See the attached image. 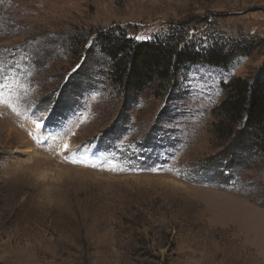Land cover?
<instances>
[{"label": "rangeland", "instance_id": "rangeland-1", "mask_svg": "<svg viewBox=\"0 0 264 264\" xmlns=\"http://www.w3.org/2000/svg\"><path fill=\"white\" fill-rule=\"evenodd\" d=\"M114 30L230 62L127 99L95 40ZM263 75L264 0H0V264H264V154L224 158L245 120L220 113Z\"/></svg>", "mask_w": 264, "mask_h": 264}, {"label": "trees", "instance_id": "trees-1", "mask_svg": "<svg viewBox=\"0 0 264 264\" xmlns=\"http://www.w3.org/2000/svg\"><path fill=\"white\" fill-rule=\"evenodd\" d=\"M96 38L101 51L109 56L107 75L110 73L114 86L127 99H136L157 79L169 80L181 66L188 63L193 64L201 59L209 64L224 66L230 62V50L218 43L204 51L179 47L176 37L135 42L116 30L98 34ZM94 45L95 41L91 47ZM252 45H239L237 50L243 52L248 48L244 52L248 55L253 51ZM83 63L65 84V87H70L65 96L75 92L76 85L82 83L81 80L74 82V78L82 71ZM227 91L220 113H224L233 124L240 119L245 122L237 131L229 130L225 133L224 136L230 138L231 142L225 148L227 151L223 150L224 158L233 161L241 148L264 154V75L258 76L253 84L237 79L227 86ZM241 137H245L242 145Z\"/></svg>", "mask_w": 264, "mask_h": 264}, {"label": "bare ground", "instance_id": "bare-ground-1", "mask_svg": "<svg viewBox=\"0 0 264 264\" xmlns=\"http://www.w3.org/2000/svg\"><path fill=\"white\" fill-rule=\"evenodd\" d=\"M46 135H47V134H46ZM88 155H89V154H88ZM89 157H90V158H93V159L95 158V156L91 157L90 155H89Z\"/></svg>", "mask_w": 264, "mask_h": 264}, {"label": "snow or ice", "instance_id": "snow-or-ice-1", "mask_svg": "<svg viewBox=\"0 0 264 264\" xmlns=\"http://www.w3.org/2000/svg\"><path fill=\"white\" fill-rule=\"evenodd\" d=\"M65 147H67V146H65Z\"/></svg>", "mask_w": 264, "mask_h": 264}]
</instances>
